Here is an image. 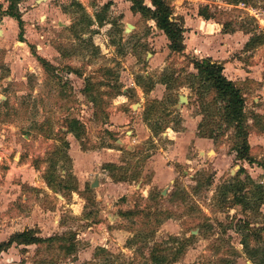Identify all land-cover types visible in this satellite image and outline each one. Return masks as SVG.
I'll list each match as a JSON object with an SVG mask.
<instances>
[{
    "label": "rangeland",
    "instance_id": "374dc122",
    "mask_svg": "<svg viewBox=\"0 0 264 264\" xmlns=\"http://www.w3.org/2000/svg\"><path fill=\"white\" fill-rule=\"evenodd\" d=\"M117 1L101 25L88 20L102 0L64 1L61 25L31 31L47 64L31 54L33 68L1 71L0 242L40 241L0 264H258L264 0H206L211 20L191 16L182 53ZM192 58L221 64L241 93L250 162Z\"/></svg>",
    "mask_w": 264,
    "mask_h": 264
},
{
    "label": "trees",
    "instance_id": "16d2710c",
    "mask_svg": "<svg viewBox=\"0 0 264 264\" xmlns=\"http://www.w3.org/2000/svg\"><path fill=\"white\" fill-rule=\"evenodd\" d=\"M129 1L131 3L130 11L132 13L139 14L145 20H151L154 22L155 28L162 32L167 39L168 49L170 52L182 53L184 51V28L181 22H176L171 18L170 0H149L150 6H147L144 0ZM20 2L21 0H8V6L4 11L0 5V16L13 18L17 22L19 29L18 39L22 42L24 33L23 22L17 9V5ZM109 5L110 4L107 3L102 6L99 10L100 12H94L93 20L89 18L88 25H92V22L97 25H101L104 21L102 13L109 7ZM75 6L83 9L78 3H75ZM207 9V6H205L198 12V15L205 20L211 19V17L207 14ZM249 43H251V40H249ZM30 50L31 54L37 61L43 64L46 63L32 51V48H30ZM191 64L206 91H212L215 97L223 103L222 111L225 122L234 125V129L237 131V134L242 136L241 148L243 149V156L240 158L250 162L247 156L248 146L243 132L242 121L244 100L241 93L234 83L223 75V66L221 64L213 63L208 58L193 59ZM261 194H263V191H261ZM39 241L40 239L33 236L29 231L16 233L9 237L6 241L0 243V256L13 245H36ZM150 262V264H168L166 263V258L154 255L151 256ZM257 263L264 264V254H262L260 261Z\"/></svg>",
    "mask_w": 264,
    "mask_h": 264
},
{
    "label": "crops",
    "instance_id": "0c3cea01",
    "mask_svg": "<svg viewBox=\"0 0 264 264\" xmlns=\"http://www.w3.org/2000/svg\"><path fill=\"white\" fill-rule=\"evenodd\" d=\"M64 1L66 0H21L17 5V9L23 22V32H25L22 42L18 39L19 29L17 22L13 18L0 16V76L3 69L8 70V74L13 76L16 73H22L24 69H31L35 66L36 61L31 55L28 44L34 45L36 50L42 49V51H44L45 48L39 46V43H43L41 40H43L44 36L38 35L37 30H35L32 40L31 31L37 28L38 25H41V23L43 24L46 20H53L57 25H61L63 14L60 11L59 5ZM184 1H188V4H184ZM108 2L117 7L119 6L117 0H102L99 5H103L104 3L107 4ZM144 2L147 6H150L149 0H144ZM207 3L206 0H174L170 4L171 18L176 22H181L183 25V39L186 35V30L191 27V16H194L197 21L205 24L210 22L211 19L205 20L198 15L199 6ZM0 5L4 11L8 6V0H0ZM126 5H128V13L132 16L129 10L131 4L127 2ZM190 6L193 7V9H191ZM139 17V14H135L133 19H138ZM199 18H201V20ZM146 23L152 30L159 31L155 28L153 21L149 20L148 22L146 21ZM160 33L162 34V32ZM36 34L37 36H35ZM183 43L185 45L184 40ZM36 55L38 56L40 53ZM8 79L9 78H7V80Z\"/></svg>",
    "mask_w": 264,
    "mask_h": 264
},
{
    "label": "water",
    "instance_id": "95a60500",
    "mask_svg": "<svg viewBox=\"0 0 264 264\" xmlns=\"http://www.w3.org/2000/svg\"><path fill=\"white\" fill-rule=\"evenodd\" d=\"M186 100H185V98L184 97H179V102H185ZM96 186V182H93V184H91V187H95Z\"/></svg>",
    "mask_w": 264,
    "mask_h": 264
}]
</instances>
